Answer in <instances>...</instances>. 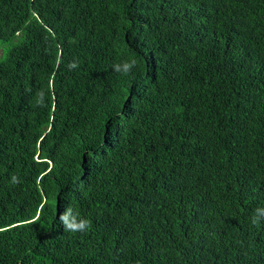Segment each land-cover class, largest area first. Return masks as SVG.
<instances>
[{
  "label": "trees",
  "instance_id": "obj_1",
  "mask_svg": "<svg viewBox=\"0 0 264 264\" xmlns=\"http://www.w3.org/2000/svg\"><path fill=\"white\" fill-rule=\"evenodd\" d=\"M0 51V264H264V0H0Z\"/></svg>",
  "mask_w": 264,
  "mask_h": 264
},
{
  "label": "clouds",
  "instance_id": "obj_2",
  "mask_svg": "<svg viewBox=\"0 0 264 264\" xmlns=\"http://www.w3.org/2000/svg\"><path fill=\"white\" fill-rule=\"evenodd\" d=\"M136 62L133 60L131 62L125 61L122 65H114L117 72L123 71L125 74L129 73L133 67H135ZM42 95V93H41ZM15 177L13 180L15 181ZM60 222L67 232H85L90 227V221L83 219L78 213L74 214L71 208L67 209L59 217ZM264 221V206L257 207L251 217V223L253 225H258Z\"/></svg>",
  "mask_w": 264,
  "mask_h": 264
},
{
  "label": "rangeland",
  "instance_id": "obj_3",
  "mask_svg": "<svg viewBox=\"0 0 264 264\" xmlns=\"http://www.w3.org/2000/svg\"><path fill=\"white\" fill-rule=\"evenodd\" d=\"M2 54V51H0V55Z\"/></svg>",
  "mask_w": 264,
  "mask_h": 264
}]
</instances>
